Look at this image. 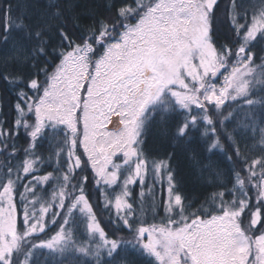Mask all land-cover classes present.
<instances>
[{
    "label": "snow or ice",
    "instance_id": "snow-or-ice-1",
    "mask_svg": "<svg viewBox=\"0 0 264 264\" xmlns=\"http://www.w3.org/2000/svg\"><path fill=\"white\" fill-rule=\"evenodd\" d=\"M49 7L57 10L34 24L14 17L11 4L0 9V44H8L13 30L21 36L0 77L20 89L15 126L29 138L22 162L0 164V264H33L41 250L53 257L71 252L101 264L102 252L114 259L126 245L152 258L149 264H264V155L242 159L233 135L222 127L232 113L219 119L223 108L240 101L242 108L264 109V97L250 98L256 85L264 86V58L256 65L252 51L264 41V0L250 17L239 10L238 0H229L225 21L232 35L219 47L213 40L219 0H120L119 6L105 0L104 9L114 15L84 29L74 25V31L60 20L58 5ZM41 58L47 67H40ZM9 59L36 71L31 78L5 75ZM156 115L172 118L177 140L199 131L206 151L220 149L231 160L221 138L228 141L241 167L233 170L231 188L221 185L212 193L208 207L193 209L169 163L149 162L144 155L146 128ZM49 129L63 133L56 164L52 172L37 175L42 171L37 165L45 162L37 149ZM7 138L0 125V144ZM89 169L98 188H120H113L114 204L109 200L105 207H114L116 221L133 233L131 240L110 239L100 226L85 193L89 177L77 175ZM149 179V192L156 184L167 185V199L163 221L146 226L129 203V189L139 182L143 199ZM77 219L87 237L80 242L74 238Z\"/></svg>",
    "mask_w": 264,
    "mask_h": 264
},
{
    "label": "trees",
    "instance_id": "trees-1",
    "mask_svg": "<svg viewBox=\"0 0 264 264\" xmlns=\"http://www.w3.org/2000/svg\"><path fill=\"white\" fill-rule=\"evenodd\" d=\"M108 2H113V0H108ZM115 2L119 6L120 0H115ZM128 2L131 3L132 0H128ZM238 3L242 5L239 10L243 12L246 9L250 17L253 8L259 7L260 0H238ZM9 4L13 7L12 15L14 17H22L26 23L33 24L41 17L47 19L48 14L57 10L56 8H50V5H58L59 10L62 12L60 20L67 25L70 31L76 30L74 25L84 29L92 26L95 20L114 15L104 9L105 0H0V9L7 7ZM228 4L229 0H219V9L216 13L217 19L213 24V40L217 47L229 43V37L232 35L230 25L225 21V9ZM2 17L3 12L0 11V33L3 32L4 21ZM50 22L56 24L59 21L51 20ZM19 41H21L20 34L13 30L8 44H0V72L5 69V58L16 55L13 45ZM55 43L54 41L53 44ZM252 51L256 54L255 59L258 60L260 56L264 55V41L258 40ZM40 67H47L43 58H41ZM35 71L36 69L30 66L14 63L9 59L7 72L4 74L7 75L10 72L14 75L31 78L30 74L35 73ZM49 71H51V68H49ZM38 79L43 82L45 77L41 74ZM19 90V88L10 86L0 77V125L8 133L5 143L0 144V164L3 165L22 162L24 159L23 150L29 145V138L24 128L17 129L15 126V120L17 119L15 109L17 103L16 93ZM24 91L28 92L29 96L34 95L27 88H24ZM252 91L253 95L250 98L260 99L264 97V86L256 85ZM242 104L243 101H240L235 105L238 117L229 118L222 127L227 133L233 135L235 144L242 153L241 158L247 157L250 162L252 159L264 155V151L261 150L264 146L260 145V141L264 137V109L259 105L251 109L242 108ZM209 114L213 115V112ZM202 127L203 125H200V128ZM173 133L172 118L169 117L167 121H164L160 115H156L150 119L147 125L144 144L142 145L143 153L149 161L165 160L169 163L181 194L187 197L193 209L201 205L208 207L207 202L210 200L212 193L221 191V185H226L228 188L232 187L229 180L233 178V170H240L241 165L236 162V157L231 149H228V141L224 138H221V143L225 145L228 155L232 156L231 160L227 159L225 153L220 149H216L212 153L206 151L205 138L200 135L199 131L190 132L188 137L181 140H177ZM62 136L63 133L59 130L56 132L50 129L47 130V138L41 141L42 147L37 149L38 154L45 158L43 165H37V167L42 168V171L36 173L37 175L53 171L56 164L54 153L58 149ZM13 144L15 150L12 147ZM6 146L7 151H4ZM80 151L82 152V149ZM48 157H51V160H48ZM82 159H86V157H82ZM257 171H259V168H257ZM84 173L77 170L78 176H82ZM241 174L245 175L243 172ZM148 184H152L150 179L143 188L145 193L143 199L140 195L141 186L139 182L132 186L131 199H129V203H132L136 209V217L144 221L146 226L160 224L163 221L165 217L163 202L167 199L166 184L154 185L151 192H149ZM87 186H91L90 180ZM104 188L106 190L101 192V188L97 187V192L92 193V195L90 190L85 191L100 226L104 228L110 239L123 238L124 240H131L133 233L116 221L114 207H105L109 200L114 204V192H119L120 188L113 186L114 192L113 188H106L105 186ZM20 191H24L23 187L20 188ZM255 194V188H252L249 195L254 198ZM253 203H255L254 199ZM20 218H22V214L18 217V225ZM244 223H247V218H245ZM77 224H79V228L75 232L74 238L78 242L84 241L87 237L83 234V223L77 219ZM52 230L55 231V228ZM40 238L46 239L47 237L42 235ZM84 259L90 260L91 264H96V260L91 257L83 258L71 252H67L63 256L53 257L47 250H41L33 256V264H83ZM100 259L101 264H149V260L152 258L143 256L130 245H126L121 247L119 255L114 259H109L106 253L103 252ZM153 264H155L154 260Z\"/></svg>",
    "mask_w": 264,
    "mask_h": 264
},
{
    "label": "rangeland",
    "instance_id": "rangeland-1",
    "mask_svg": "<svg viewBox=\"0 0 264 264\" xmlns=\"http://www.w3.org/2000/svg\"><path fill=\"white\" fill-rule=\"evenodd\" d=\"M262 58H264V55L260 56L258 60L255 59V64L259 65L262 62ZM222 79H223V77L221 76L220 79L217 80L216 82L220 83V82H222ZM235 105L236 104H229L227 107L223 108L219 119L226 117L227 115H229V113H232L230 118H234V117L237 118L238 114L236 113V106ZM213 117H214V119L217 118L214 113H213ZM27 118H28L29 122H33L34 121V115L33 114H29ZM117 162H119V161H117ZM149 162H151V161H149ZM85 175H87L89 177L90 184H91L90 187H88L87 184L85 185V191L86 190H90L91 195H92V193L97 192V186L95 185V183L92 180V172H91V170L89 169L82 176H85ZM122 179H123V177H121V181H122ZM132 186H134V185H132ZM132 186H130V189H129L131 194H132ZM100 188H101V192H104V190H106L103 185H101ZM255 192H256V190H255ZM114 199H113V202H114ZM258 234L259 233H257L256 235H258Z\"/></svg>",
    "mask_w": 264,
    "mask_h": 264
},
{
    "label": "water",
    "instance_id": "water-1",
    "mask_svg": "<svg viewBox=\"0 0 264 264\" xmlns=\"http://www.w3.org/2000/svg\"><path fill=\"white\" fill-rule=\"evenodd\" d=\"M109 128H111V125H109Z\"/></svg>",
    "mask_w": 264,
    "mask_h": 264
}]
</instances>
